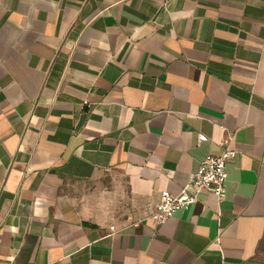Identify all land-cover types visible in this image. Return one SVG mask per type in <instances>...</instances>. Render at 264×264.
Listing matches in <instances>:
<instances>
[{
	"label": "crops",
	"instance_id": "obj_1",
	"mask_svg": "<svg viewBox=\"0 0 264 264\" xmlns=\"http://www.w3.org/2000/svg\"><path fill=\"white\" fill-rule=\"evenodd\" d=\"M0 264H264V0H0Z\"/></svg>",
	"mask_w": 264,
	"mask_h": 264
},
{
	"label": "built area",
	"instance_id": "obj_2",
	"mask_svg": "<svg viewBox=\"0 0 264 264\" xmlns=\"http://www.w3.org/2000/svg\"><path fill=\"white\" fill-rule=\"evenodd\" d=\"M199 140L206 141L207 138L200 135ZM231 143L232 137H228L218 155L206 156L177 195L163 191L155 209L149 214V219L158 226L164 225L178 211L187 210L198 203L199 196L203 192H210L217 198L218 202L222 201L228 180L227 165L239 153L232 148Z\"/></svg>",
	"mask_w": 264,
	"mask_h": 264
}]
</instances>
